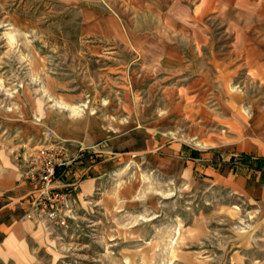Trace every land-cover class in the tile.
<instances>
[{
	"label": "crops",
	"instance_id": "0c3cea01",
	"mask_svg": "<svg viewBox=\"0 0 264 264\" xmlns=\"http://www.w3.org/2000/svg\"><path fill=\"white\" fill-rule=\"evenodd\" d=\"M60 1L107 4L111 12L96 13L94 23L88 16L86 28L104 37L126 31L114 4L136 1L146 21L153 17L144 26L153 25L159 43L88 47L90 58L115 64L104 75V92L47 90L35 110L25 105L8 152L1 151L0 264H35L40 259L35 245L41 250L48 238L45 220L24 218L25 209L16 205L32 190L19 181L14 165L21 141L73 146L75 161L58 183L72 188L71 211L75 217L102 211L108 219L130 212L125 220L122 215L126 224L116 241L136 245L137 264H264L257 251L264 244V108L251 92L257 86L264 96V0H199L195 8L190 0H163L173 4L168 10L162 0ZM221 26L234 36L233 47H216ZM161 28L180 36L179 42L161 38ZM129 52L136 54L131 67ZM241 83L243 92L235 88ZM247 99L254 117L249 122L241 109ZM210 119L222 126L221 133L224 126L230 131L209 130L201 137ZM240 124L248 141L237 164L256 159L259 169L234 172L229 164L235 159L221 151L241 147ZM254 130L262 133L255 136ZM90 224L97 229L100 223Z\"/></svg>",
	"mask_w": 264,
	"mask_h": 264
},
{
	"label": "rangeland",
	"instance_id": "374dc122",
	"mask_svg": "<svg viewBox=\"0 0 264 264\" xmlns=\"http://www.w3.org/2000/svg\"><path fill=\"white\" fill-rule=\"evenodd\" d=\"M198 1L189 2L195 8L199 5ZM165 2L162 0L161 4L162 7H166L165 10L170 6L173 7V4L169 5ZM142 6L136 1L114 4L116 13L119 16L124 15L126 31L122 37H104L88 34L87 24L88 16L91 15L90 23H94L96 13L108 15L111 12L105 3L98 6L91 2L65 3L60 0H0V161L3 159L1 151L8 152L6 147L10 143L9 139L15 136L14 132L25 105L30 107L32 103L35 110L34 104L39 103L40 98L46 96L47 90H58L62 95L77 91L88 92L90 88L105 91V82L108 80L104 75L108 68L115 64L90 58L88 47L158 46L159 40H156L154 35L156 29L153 25L144 26L148 22L151 25L154 21L153 17L146 21L142 15ZM142 32L145 35H142ZM161 32L165 34L161 35V38L169 39V33L165 28H161ZM217 34H220L222 40L220 39V45L217 44L216 47H233L234 36L228 34L226 27L221 26L217 29L215 35ZM170 38L178 39V41L173 40V43L176 41L178 43L180 40V36L174 34L173 36L171 34ZM253 38H258V35H253ZM193 45L192 47H196L194 42ZM135 55L134 52H129L127 55L130 67L136 62ZM245 76L246 72H242L241 82ZM145 82L150 86L148 77L145 78ZM245 86V83H241L235 88L243 92ZM262 89L255 86L251 91L252 99L255 98L259 102V108H264ZM249 101L252 100L247 99L241 104V109H245L244 118L248 122L254 118L246 109L251 107ZM48 102L53 105V101L48 100ZM207 104L213 106L214 102L208 99ZM240 126L241 137L244 139L245 125L240 124ZM223 129L225 132L230 131L226 126ZM209 130L221 133L222 126H217V122L210 119L208 127L204 126L199 135L204 137ZM225 132L221 134H227ZM253 132L256 133L255 136L262 133L259 130ZM247 141V139L242 140L239 149L235 147L232 150L227 148L228 146L221 148L223 149L221 151L227 152L235 159H231L230 170L236 172L262 167L256 159H248L241 161L240 165L237 164L239 158L247 152V148L244 147ZM20 146L22 147L13 153L14 165L18 169L21 157L28 151L27 142L21 141ZM254 156L257 158L256 154ZM19 181L22 182L21 177ZM71 200L72 198L68 204V219L64 227L42 222L47 228L44 229V233L47 232L45 234L48 238L41 244V250L35 245L34 251H40L37 253L40 259L35 264H137V259L132 257L135 255L136 245L118 242L124 230L122 226L126 224L122 223V215L125 220L130 212H123L121 217L114 219L105 218L102 211L95 213L84 211L79 217L78 215L75 217L70 209ZM36 219L43 221L38 217ZM90 221L100 223L99 227L92 229ZM244 224L245 222L242 221L241 226ZM224 225H227V221ZM31 246L34 247L33 244ZM258 250L262 256V263L264 244L258 245Z\"/></svg>",
	"mask_w": 264,
	"mask_h": 264
},
{
	"label": "built area",
	"instance_id": "2783aa9c",
	"mask_svg": "<svg viewBox=\"0 0 264 264\" xmlns=\"http://www.w3.org/2000/svg\"><path fill=\"white\" fill-rule=\"evenodd\" d=\"M45 137L51 139L53 136L46 132ZM72 148L67 142L28 146L27 153L21 157L19 172L21 181L32 190L16 203L25 209L24 218L40 217L55 226L66 225L72 188H61L58 183L60 174L75 161L71 156Z\"/></svg>",
	"mask_w": 264,
	"mask_h": 264
}]
</instances>
